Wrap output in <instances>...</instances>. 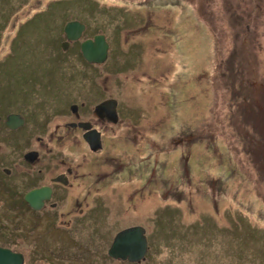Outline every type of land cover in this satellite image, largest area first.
<instances>
[{"label":"rangeland","instance_id":"obj_1","mask_svg":"<svg viewBox=\"0 0 264 264\" xmlns=\"http://www.w3.org/2000/svg\"><path fill=\"white\" fill-rule=\"evenodd\" d=\"M110 6L140 12L138 23L152 26L145 47L135 46L137 36L123 41L124 51L134 49L127 53L133 61L119 62L111 90L124 103L132 96L149 124H156L157 187L140 191L134 208L127 207L128 185L139 183L138 177H122L102 189L82 217L87 225L70 230L71 237L57 236L54 264H117L102 252L133 213L148 234H160L141 264H264V0H0V61L14 29L23 26L34 34L31 43L52 37L36 44L35 52L27 43L26 55L33 59L26 65L6 60L9 75L33 71L53 79L69 72L62 58L75 51L63 48L64 24L86 21L84 7H95L91 24L101 26L109 17L101 10ZM73 63L78 74L102 72L100 63L78 57ZM151 71L150 83L144 74ZM44 90L56 98L52 87L45 84ZM68 101L45 99L43 105L55 104L42 121L53 126L67 119L61 115ZM115 149L125 161L134 153L123 144ZM60 151L79 157L86 149L76 143ZM102 204L110 206L107 221ZM160 215L172 217L173 225L159 226ZM88 253L101 262L93 263Z\"/></svg>","mask_w":264,"mask_h":264},{"label":"flooded vegetation","instance_id":"obj_2","mask_svg":"<svg viewBox=\"0 0 264 264\" xmlns=\"http://www.w3.org/2000/svg\"><path fill=\"white\" fill-rule=\"evenodd\" d=\"M84 8L88 11L86 21L79 19L84 24L81 36L77 40L68 41L66 50L73 48L75 52L62 58L63 63H68L69 72L59 73L57 67L56 72L59 74L53 75V79L51 74L42 79L33 71L9 75L6 60L22 67L33 59L26 52L27 43L34 41V34L23 26L14 29L6 43L5 56L0 61V248L19 255L20 264H37L36 258H44L49 264H54L51 255L54 253L57 257L60 252L56 250L57 236L71 237L70 230L85 227L88 219L83 221L82 217L90 214L94 208L92 199L118 179L138 177L140 180L137 184L128 185L131 192L128 194L127 207L131 208L137 207L134 204L140 191H151L157 187L156 164L153 160L158 149L155 142L156 124H149L150 118L146 117L145 110L136 104L132 96L124 103L111 90L112 85L116 84L115 79H111L113 72L122 67L119 62L133 61L127 53L134 49L124 51L123 41L127 43L131 36H137L133 43H140L145 47L153 33L152 26L149 23L141 24L142 26L138 23L144 18L142 15V18H137L140 12L113 6L108 8L110 12L102 8L101 12L109 17L106 23L102 22L98 26L97 22L91 24L96 16L95 7ZM122 29L125 30L122 32ZM127 30L131 34L129 37L128 33L123 36ZM95 35H102L107 43L105 58L100 63L102 72L78 74L72 67L76 57L83 62L96 64L87 61L80 51L81 41L93 39ZM51 37L52 35L45 38L43 36L42 42L37 39V43H31V52H35L36 44L38 46ZM65 39L63 32L61 41ZM74 53H77L75 58ZM146 74L150 83L155 81L154 71L144 75ZM98 76L99 83L94 81ZM85 81L94 82L90 85ZM45 84L53 88L56 98L44 94ZM59 96H65L69 100L61 115H67V119L47 126L49 121L43 122L42 116L55 103L43 105V101L48 99L49 102H55ZM77 96L79 98L76 99ZM101 103L105 104L100 106ZM9 115H13V119L8 122ZM76 143L86 149V152L78 153L79 157L60 151V146ZM118 144L134 151L130 160L125 161L120 157L121 154L114 153L118 150L115 149ZM14 145H17V149ZM163 171L164 169L159 173L162 174ZM31 191H40V194L29 200L26 195ZM102 206L106 213L104 220L107 221L110 206ZM127 207L124 206V209ZM130 219L115 234L128 227H142L146 238L144 257L129 260L109 255L114 234L102 256L117 264H141L146 261L156 247V237L160 236L148 234L134 213ZM118 222L125 220L119 219ZM73 235L77 239L86 236L85 233ZM72 239L73 237L66 241ZM34 256L38 257L32 260L31 257ZM88 258H92L93 263L101 262L94 253H88Z\"/></svg>","mask_w":264,"mask_h":264},{"label":"water","instance_id":"obj_3","mask_svg":"<svg viewBox=\"0 0 264 264\" xmlns=\"http://www.w3.org/2000/svg\"><path fill=\"white\" fill-rule=\"evenodd\" d=\"M84 24L78 20H68L64 24L63 32L66 39L63 41V48H67L68 41L80 38ZM107 43L102 35H95L93 39L81 41L80 51L82 56L90 62L101 63L106 55ZM105 103H101L100 106ZM13 115L8 116L12 120ZM100 145V144H97ZM95 148V147H94ZM40 191H31L26 195L29 200L35 199ZM146 250V238L144 229L140 226L128 227L117 232L110 244L108 253L112 257L127 258L129 260H140L144 257ZM19 255L11 253L7 249L0 248V264H20Z\"/></svg>","mask_w":264,"mask_h":264},{"label":"trees","instance_id":"obj_4","mask_svg":"<svg viewBox=\"0 0 264 264\" xmlns=\"http://www.w3.org/2000/svg\"><path fill=\"white\" fill-rule=\"evenodd\" d=\"M163 215L159 216V220L157 221L159 226H161L162 228H164V226L166 225H173V218L171 217H166V219L162 218Z\"/></svg>","mask_w":264,"mask_h":264}]
</instances>
